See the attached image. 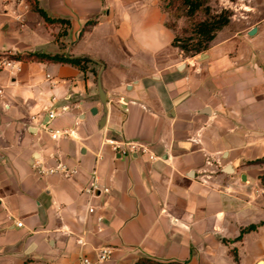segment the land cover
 Instances as JSON below:
<instances>
[{"label":"crops","instance_id":"crops-1","mask_svg":"<svg viewBox=\"0 0 264 264\" xmlns=\"http://www.w3.org/2000/svg\"><path fill=\"white\" fill-rule=\"evenodd\" d=\"M36 2L67 29L26 0H0V55L87 63L0 72V264L95 262L103 248L111 257L95 264H234L232 250L238 264H264V164H250L264 158V36L231 21L186 57L161 0ZM106 140L148 152L120 156ZM58 163L76 174L34 168ZM93 180L108 193L88 194Z\"/></svg>","mask_w":264,"mask_h":264},{"label":"trees","instance_id":"trees-1","mask_svg":"<svg viewBox=\"0 0 264 264\" xmlns=\"http://www.w3.org/2000/svg\"><path fill=\"white\" fill-rule=\"evenodd\" d=\"M31 9L36 12L46 24L51 25L59 23L65 28L69 26V22L61 19H52L47 14L38 7L36 0H26ZM178 7H175V5ZM162 10L169 16L173 18H178L177 14L178 8H183V16L188 19H193L196 14L203 7V0H161ZM205 18L200 21H193L190 28V35L186 38H181L180 35L175 34V37L172 41V46L186 57H193L198 54H201L208 50L211 42L216 37V34L222 30L224 27L228 26L230 23L229 14L227 12H222L216 15H210L209 8L205 7L203 9ZM93 22H89L86 25H91ZM169 28L175 30L174 22L171 24L168 22ZM83 30L80 32H84ZM65 33V31H64ZM12 58L17 60H35L39 62L54 63V64H68L79 68L81 70L85 69V64L87 60L85 58H70L61 54H44V53H27V54H14ZM250 164H264V158L250 162ZM261 183L264 188V176L260 177ZM264 225V222L258 226ZM256 225H250L247 228L241 230L240 235L235 239V241L241 240L242 236L245 233L256 230L258 227ZM231 254L234 258V264H238V258L235 250L231 251ZM136 264H183L178 262H169V263H159L149 259H141Z\"/></svg>","mask_w":264,"mask_h":264},{"label":"rangeland","instance_id":"rangeland-1","mask_svg":"<svg viewBox=\"0 0 264 264\" xmlns=\"http://www.w3.org/2000/svg\"><path fill=\"white\" fill-rule=\"evenodd\" d=\"M178 5L176 4L175 7H178ZM205 7L209 8L210 15L227 12L230 22L232 21L235 26L234 31L242 33L246 39L253 40L264 36V0H203V7L193 19L183 16V8L179 7L177 11L179 17L176 19L169 17L170 23L174 22L175 29L178 31L176 34L180 35L181 38L188 37L192 22L205 18L203 12ZM253 27L259 28V32L257 31L253 36H248L247 32ZM61 29L66 30L67 28L63 27Z\"/></svg>","mask_w":264,"mask_h":264},{"label":"built area","instance_id":"built-area-1","mask_svg":"<svg viewBox=\"0 0 264 264\" xmlns=\"http://www.w3.org/2000/svg\"><path fill=\"white\" fill-rule=\"evenodd\" d=\"M3 70L19 72L20 71L19 61L7 55H0V72ZM1 93L2 91L0 89V95ZM53 117L54 115L50 113L49 118L52 119ZM48 133L52 140H58L61 138L65 139L71 137V133L66 130H48ZM106 144L110 145L111 150L115 154H119L120 156H131L133 154L136 155L138 153L146 154L148 152V149L144 145L138 143L116 142V141L106 140ZM149 158L152 160L153 156H150ZM206 164L209 165L210 163L207 161ZM34 168L36 172L41 176L51 175L55 173H62L66 177H69L71 175L76 174L75 170H68L66 166H64L61 163H58L56 164V166L49 168H42L39 165H35ZM108 191L109 190L107 188H100L95 180H93L90 183L89 188L87 189V193L94 197H98L101 193H108ZM87 212L92 214L94 212V208L92 207L88 208ZM97 221L101 222V218L100 217L97 218ZM17 226L20 227L21 224L18 223ZM111 254L112 251L109 248H103L97 251L95 262L88 257H82L80 259L79 264L103 263L110 259Z\"/></svg>","mask_w":264,"mask_h":264},{"label":"water","instance_id":"water-1","mask_svg":"<svg viewBox=\"0 0 264 264\" xmlns=\"http://www.w3.org/2000/svg\"><path fill=\"white\" fill-rule=\"evenodd\" d=\"M256 33V29L255 28H253L252 30H250L249 32H248V34H249V36H252V35H254ZM99 77L100 76H98V79H97V89H98V96H99V101H100V103L102 104V106H106V97H105V94H104V92H103V90H102V88H101V83H100V79H99ZM104 120V119H103ZM102 120V121H103ZM227 170H229V169H227ZM257 264H263V262L262 261H260V262H258Z\"/></svg>","mask_w":264,"mask_h":264}]
</instances>
